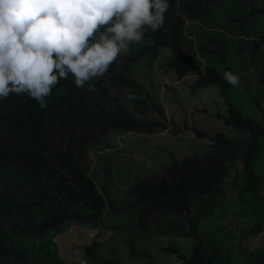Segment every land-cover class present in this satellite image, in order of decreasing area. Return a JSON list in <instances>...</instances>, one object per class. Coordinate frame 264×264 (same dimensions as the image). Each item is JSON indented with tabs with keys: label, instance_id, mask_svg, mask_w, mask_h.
<instances>
[{
	"label": "trees",
	"instance_id": "1",
	"mask_svg": "<svg viewBox=\"0 0 264 264\" xmlns=\"http://www.w3.org/2000/svg\"><path fill=\"white\" fill-rule=\"evenodd\" d=\"M219 1L167 0L170 7L163 27L156 32L147 31L143 43L132 44L105 75L89 82L90 87L86 84L77 88L71 76L60 80L47 98L46 108H40L27 95H10L0 101V221L6 220L12 232L25 237L40 236L66 223L93 227L106 207L117 211L124 205L106 199L88 175V146L100 143L107 147L106 138L112 130L150 134L168 126L172 134L207 141L211 148L179 158L171 155L155 171L133 175L128 188L129 203L136 207L132 225L143 232L192 237L187 256L172 246L167 248L176 254L180 264H238L218 261L220 241L197 232L198 218L209 217L222 207L223 182L230 168L234 171L231 184L242 196V202L246 201L245 194L256 192L259 176L252 168V158L264 134L263 109L258 110L260 120H255L236 109L228 99L232 85L223 79V73L233 72L227 39L199 28L195 32L197 39L205 42L199 43L196 51L214 57L221 68L210 64L201 67L192 45L187 43L186 21L201 19L212 23L211 10ZM252 10L259 12L264 20V7L250 6L237 18L228 16L220 26L234 34V24L229 26V21L234 20L247 36L244 26ZM161 49L169 55L159 65L176 78L188 76L185 88L190 94L206 87L215 89L224 104L223 114L218 115L217 110L208 114L205 108L197 106L189 109L183 104L185 96L167 86L168 107L173 104L174 108L169 110L165 123V109L155 86L144 79ZM244 49L249 58H255L251 46L240 44L234 50L240 54ZM233 74L239 76L240 85L245 88L249 85L240 70ZM257 79L260 89L254 104L258 108L259 99L264 98L263 70ZM202 116H216L224 130L196 124ZM236 180L240 181L239 185ZM249 203L253 205L248 212L260 219L249 225L252 235L264 228V196L254 195ZM225 212L234 215L245 210ZM130 244L127 247L130 254L146 256ZM97 246L96 241L83 246L88 260L95 264H118L116 258L99 257ZM3 258L13 264H27L30 260L26 250H18L11 244L5 246L0 231V264ZM241 264H264V252L256 253L251 263Z\"/></svg>",
	"mask_w": 264,
	"mask_h": 264
},
{
	"label": "rangeland",
	"instance_id": "2",
	"mask_svg": "<svg viewBox=\"0 0 264 264\" xmlns=\"http://www.w3.org/2000/svg\"><path fill=\"white\" fill-rule=\"evenodd\" d=\"M261 5L264 7V0H220L211 10L212 23L199 19L186 21L184 26L187 43L192 45L201 67L210 64L221 68L214 57L196 51L199 43H205L204 39H197L195 33L197 29L212 31L213 35L227 39L231 53L228 56L232 59L231 71L235 73L240 70L249 82L246 88L243 85L232 86L228 91V99L236 109L255 120H260L259 108L264 110V98L259 99L258 108L254 104L260 89L257 77L260 70L264 71V20L259 12L252 10L244 26L247 36L243 35L245 33L241 32V28L234 20L229 21V26L234 24L232 28L235 35L232 34L231 29L222 28L220 25L228 16L237 18L250 6L262 7ZM240 44L251 46L253 49L251 53L255 58H249L246 49L242 50L243 53L236 54L234 49ZM168 55L166 50L161 49L152 60L151 69L144 78L155 86L165 109L167 117L165 123H168L169 110L174 108L173 104L170 109L168 107L169 101L165 90L167 86L174 88L181 96H185L183 104L189 109L197 106L205 108L208 114L213 110H217L218 115L223 114L224 104L221 103L215 89L206 87L200 92L190 94L185 88V83L190 79L188 76L176 78L170 70L159 65ZM196 121V124L207 126L209 129L218 126L224 130L223 123L216 116L206 118L202 116ZM166 127L162 131L150 134L121 133L112 130L106 138L107 147L100 146V143L88 146L86 152L89 162L86 164L88 175L105 198L118 205H124L122 209L112 211L106 207L100 221H97L93 227L66 223L57 230H47L37 237L18 235L12 232L9 226H6V220H3L0 221V231L5 246L11 244L18 250H26L30 259L27 264H95L92 260H88L82 251L83 246L91 241L98 242L96 253L99 257L116 258L118 264H180L176 254L167 248L172 246L180 254L187 256L192 237L148 233L135 228L132 222L136 216V207L129 203L131 198L128 194L133 175L143 176L155 171L158 166L166 164L171 155L179 158L185 154L201 153L211 148L207 141L182 134H172L170 132L172 128ZM252 168L259 176L254 194L247 193L243 196L246 201L240 200L242 196L240 197L237 189L231 184L234 171L230 168L223 182L225 194L221 197L222 207L216 208L209 217L198 218L199 235L209 234L214 241H220L216 254L218 261L251 263L256 253L264 252V228L260 233L255 232L252 235L248 230L249 225L260 220L248 211L253 205L249 202L254 195L264 196V134L259 138V148L252 158ZM235 183L239 185L240 181L236 180ZM239 209H244L245 212H236L234 215L225 212ZM80 210L84 211V209ZM129 244L135 251L145 252L146 256L130 254L127 251ZM41 251H46L48 254L43 255ZM2 262L1 264H13L6 262L5 258Z\"/></svg>",
	"mask_w": 264,
	"mask_h": 264
},
{
	"label": "clouds",
	"instance_id": "3",
	"mask_svg": "<svg viewBox=\"0 0 264 264\" xmlns=\"http://www.w3.org/2000/svg\"><path fill=\"white\" fill-rule=\"evenodd\" d=\"M169 7L167 0H0V101L27 95L43 109L60 80L71 76L84 88L163 27ZM223 79L240 85L231 72Z\"/></svg>",
	"mask_w": 264,
	"mask_h": 264
}]
</instances>
